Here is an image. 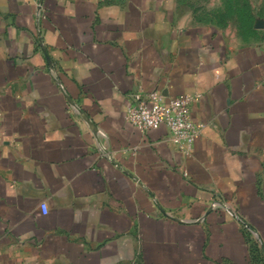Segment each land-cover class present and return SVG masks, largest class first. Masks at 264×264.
<instances>
[{"label":"crops","instance_id":"0c3cea01","mask_svg":"<svg viewBox=\"0 0 264 264\" xmlns=\"http://www.w3.org/2000/svg\"><path fill=\"white\" fill-rule=\"evenodd\" d=\"M152 91L190 97L192 154L126 121ZM0 264H264V22L0 0Z\"/></svg>","mask_w":264,"mask_h":264},{"label":"built area","instance_id":"2783aa9c","mask_svg":"<svg viewBox=\"0 0 264 264\" xmlns=\"http://www.w3.org/2000/svg\"><path fill=\"white\" fill-rule=\"evenodd\" d=\"M125 119L142 131L167 126L173 143L187 155L192 154L196 137L204 126L194 121L189 96L167 99L158 91L132 94ZM224 207L229 209L226 204ZM44 209L46 211V207Z\"/></svg>","mask_w":264,"mask_h":264},{"label":"rangeland","instance_id":"374dc122","mask_svg":"<svg viewBox=\"0 0 264 264\" xmlns=\"http://www.w3.org/2000/svg\"><path fill=\"white\" fill-rule=\"evenodd\" d=\"M212 23L237 26L264 22V0H183Z\"/></svg>","mask_w":264,"mask_h":264}]
</instances>
